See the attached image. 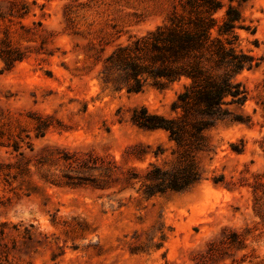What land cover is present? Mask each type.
Returning <instances> with one entry per match:
<instances>
[{
    "label": "rangeland",
    "instance_id": "1",
    "mask_svg": "<svg viewBox=\"0 0 264 264\" xmlns=\"http://www.w3.org/2000/svg\"><path fill=\"white\" fill-rule=\"evenodd\" d=\"M177 2L0 0V41L26 57L9 70L0 60V264H264V0L239 4L255 29L237 30L240 47L260 66L237 77L248 99L230 110L242 123L206 132L202 182L147 198L124 180L149 163L176 164L166 133H146L128 116L140 106L169 116L181 85L114 92L101 82L102 60L161 25ZM78 3L86 5L71 8ZM220 175L231 190L213 185ZM225 227L246 247L231 259L207 256Z\"/></svg>",
    "mask_w": 264,
    "mask_h": 264
},
{
    "label": "trees",
    "instance_id": "2",
    "mask_svg": "<svg viewBox=\"0 0 264 264\" xmlns=\"http://www.w3.org/2000/svg\"><path fill=\"white\" fill-rule=\"evenodd\" d=\"M246 1L178 0L161 25L143 35L129 37L102 60L101 82L111 86L114 92L138 94L148 87L162 91L181 85L169 116L144 106L129 111L131 125L146 133L163 131L173 143L171 154L176 164L171 168L149 163L139 173H133L136 170L132 169L124 175L126 183H141L147 198L185 192L202 182L203 172L196 156L212 151L206 132L220 121L242 123L230 110L244 106L248 99V91L237 77L260 66L254 55L240 47L237 34L238 29L255 33V29L243 25L239 4ZM84 5L78 3L71 8L82 9ZM10 11L18 17L26 15L20 10ZM0 43V60L6 70L26 58L7 39ZM234 147L231 145L232 151L243 153L244 146ZM149 153L139 152L134 157L143 161ZM162 154L153 152L155 158ZM212 183L231 190L223 175L213 177ZM244 241L236 230L225 227L220 237L208 241L205 254L231 259L229 253L244 249Z\"/></svg>",
    "mask_w": 264,
    "mask_h": 264
}]
</instances>
